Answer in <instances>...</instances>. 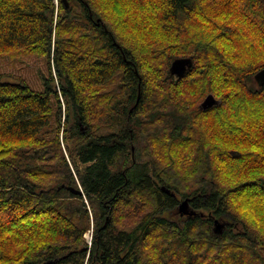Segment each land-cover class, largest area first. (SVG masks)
<instances>
[{
	"label": "trees",
	"instance_id": "trees-1",
	"mask_svg": "<svg viewBox=\"0 0 264 264\" xmlns=\"http://www.w3.org/2000/svg\"><path fill=\"white\" fill-rule=\"evenodd\" d=\"M10 53L0 264H264V0H0Z\"/></svg>",
	"mask_w": 264,
	"mask_h": 264
},
{
	"label": "rangeland",
	"instance_id": "rangeland-1",
	"mask_svg": "<svg viewBox=\"0 0 264 264\" xmlns=\"http://www.w3.org/2000/svg\"><path fill=\"white\" fill-rule=\"evenodd\" d=\"M0 73L5 76L4 80L18 81L22 78L37 89H42L44 87L42 74L47 77L50 76L46 57L13 55L11 53L0 56ZM66 155H68V153H66ZM172 214L179 220L189 215L187 212L181 214L179 206L177 210L172 211ZM170 217H172V215ZM92 228L93 226H91L90 230H87L84 235L89 248L93 242L94 228ZM219 228L221 229L222 225H220Z\"/></svg>",
	"mask_w": 264,
	"mask_h": 264
},
{
	"label": "water",
	"instance_id": "water-1",
	"mask_svg": "<svg viewBox=\"0 0 264 264\" xmlns=\"http://www.w3.org/2000/svg\"><path fill=\"white\" fill-rule=\"evenodd\" d=\"M192 65H193L192 57L177 58L172 62L171 67H170V72L173 75L183 76L186 73L187 69L191 67ZM255 80L257 81L259 85H264V68H262L260 71H258L255 74ZM219 103H220V100H218L213 94H209L203 101L202 105L204 108H209ZM162 189L168 193L170 192V189H167L164 186H162ZM72 190L75 193H82V191L80 190H75V189H72ZM189 205H190V198H186L180 203L179 208H180L181 214H184L186 212L192 213L189 210ZM216 224H218V230H220L219 228L221 225L220 221L216 220Z\"/></svg>",
	"mask_w": 264,
	"mask_h": 264
},
{
	"label": "flooded vegetation",
	"instance_id": "flooded-vegetation-1",
	"mask_svg": "<svg viewBox=\"0 0 264 264\" xmlns=\"http://www.w3.org/2000/svg\"><path fill=\"white\" fill-rule=\"evenodd\" d=\"M217 226H218V224H217ZM218 228V227H217Z\"/></svg>",
	"mask_w": 264,
	"mask_h": 264
},
{
	"label": "built area",
	"instance_id": "built-area-1",
	"mask_svg": "<svg viewBox=\"0 0 264 264\" xmlns=\"http://www.w3.org/2000/svg\"><path fill=\"white\" fill-rule=\"evenodd\" d=\"M91 233H92V231H91Z\"/></svg>",
	"mask_w": 264,
	"mask_h": 264
}]
</instances>
